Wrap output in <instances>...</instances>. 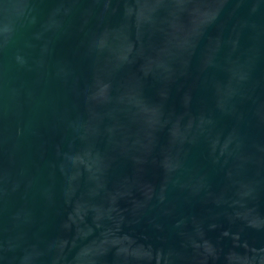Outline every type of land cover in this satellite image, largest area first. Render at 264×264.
I'll use <instances>...</instances> for the list:
<instances>
[{
	"label": "water",
	"instance_id": "water-1",
	"mask_svg": "<svg viewBox=\"0 0 264 264\" xmlns=\"http://www.w3.org/2000/svg\"><path fill=\"white\" fill-rule=\"evenodd\" d=\"M0 264H264V0H0Z\"/></svg>",
	"mask_w": 264,
	"mask_h": 264
}]
</instances>
